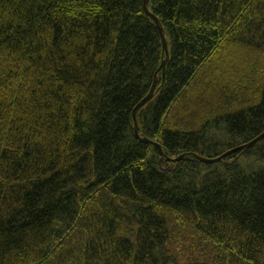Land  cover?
<instances>
[{
  "label": "trees",
  "instance_id": "trees-1",
  "mask_svg": "<svg viewBox=\"0 0 264 264\" xmlns=\"http://www.w3.org/2000/svg\"><path fill=\"white\" fill-rule=\"evenodd\" d=\"M144 2L0 0V264H264V0Z\"/></svg>",
  "mask_w": 264,
  "mask_h": 264
},
{
  "label": "water",
  "instance_id": "water-1",
  "mask_svg": "<svg viewBox=\"0 0 264 264\" xmlns=\"http://www.w3.org/2000/svg\"><path fill=\"white\" fill-rule=\"evenodd\" d=\"M147 1L148 0H145V2H144V9H145V11H146V8H147ZM154 20H155V18H154ZM157 22V21H156ZM160 34H161V38H162V47H163V51L165 52V55L166 56H168V50H167V46H166V42H165V39H164V36H163V33H162V30L160 29ZM164 66V62H162V64H161V68ZM149 98H150V96L146 99V100H144V102L143 103H145L147 100H149ZM256 141H253V142H251L250 143V145H253L254 143H255ZM238 150V149H237ZM218 160V159H217ZM208 162H213L212 160H209Z\"/></svg>",
  "mask_w": 264,
  "mask_h": 264
},
{
  "label": "bare ground",
  "instance_id": "bare-ground-1",
  "mask_svg": "<svg viewBox=\"0 0 264 264\" xmlns=\"http://www.w3.org/2000/svg\"><path fill=\"white\" fill-rule=\"evenodd\" d=\"M150 99V98H149Z\"/></svg>",
  "mask_w": 264,
  "mask_h": 264
}]
</instances>
